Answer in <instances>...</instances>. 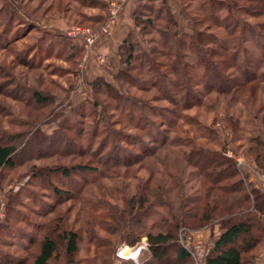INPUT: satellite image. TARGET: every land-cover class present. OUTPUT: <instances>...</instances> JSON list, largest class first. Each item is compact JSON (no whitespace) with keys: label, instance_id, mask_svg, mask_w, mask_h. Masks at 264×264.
Here are the masks:
<instances>
[{"label":"rangeland","instance_id":"1","mask_svg":"<svg viewBox=\"0 0 264 264\" xmlns=\"http://www.w3.org/2000/svg\"><path fill=\"white\" fill-rule=\"evenodd\" d=\"M141 2L132 50L106 86L88 59L125 0H0V144L16 146L14 166L0 169V264H32L57 227L55 237L78 233L79 250L69 256L57 238L50 264H143L148 235L168 232L172 252L191 253L184 263L206 264L224 207L247 205L240 194L207 193L188 162L198 150L233 160L264 192V164L249 143L264 138V0ZM77 27L96 34L91 48L70 35ZM99 54L95 62L108 64ZM233 120L236 134L226 127ZM206 204L214 219L200 226ZM174 216L192 226L175 229ZM253 225L258 241L243 257L256 264L264 235L258 218Z\"/></svg>","mask_w":264,"mask_h":264},{"label":"trees","instance_id":"2","mask_svg":"<svg viewBox=\"0 0 264 264\" xmlns=\"http://www.w3.org/2000/svg\"><path fill=\"white\" fill-rule=\"evenodd\" d=\"M136 13L137 10L135 11L133 17L134 23L137 25L139 21L135 17ZM106 20L107 15L105 17H97L95 20L96 23L90 19V21H92L95 25H103ZM131 34L133 33H130L119 50L121 65L123 63V58L126 57L127 50H132V47H130ZM21 38L24 37L22 36L18 39ZM8 45L10 44L4 46L5 49H7ZM127 56V62H130L133 58V53L131 52ZM103 79V77H99L97 81L105 82L106 86H109L110 83L103 81ZM34 99L36 101H44L42 100V96L39 92L34 94ZM260 125V127L264 129V120L260 123ZM226 127L232 132H235V134L240 130L238 120H233V122L229 121ZM249 143L251 144L250 151L257 153L255 156L256 160L259 163L264 164V138L262 139L261 136H255L250 139ZM15 153V145L11 143L0 144V169L11 168L14 166ZM192 153L191 159H189L188 162L191 166L197 169L201 178H204L211 184V187L207 192L208 194L215 190L230 196H233V194H240L242 196V202L247 205L246 207H243L241 204L235 202L233 203V206L231 205L232 208L224 207L223 212L219 216V219L223 224V231L216 240L213 249L207 254L206 264H252V261L250 260L245 261L243 256L245 253L251 254L255 250L258 237H254L253 235V224L257 218L260 221L259 231L264 235V192L247 184V182L240 175L236 163L233 160L224 157L221 153L214 151L209 152L206 149L198 150ZM63 173L68 175L70 174V170L65 168L63 169ZM141 204H144V201ZM184 206L187 205L184 204ZM205 207L206 210H208L203 213L198 221L200 226L208 224L214 219L209 209V204H206ZM174 218L176 219L175 229L181 228L180 226L183 225L186 229H189L190 225H188V222L184 219V217L179 218L174 216ZM57 230H59V227H57L56 231L54 230L51 232L52 234L48 233L41 238L38 252L34 257L32 264H50V262L57 257V238L67 242L66 252L69 256L78 252V233L66 229L55 237L54 234ZM244 236L251 237L253 239L255 238V244L253 241H249L246 238L240 241ZM175 240L176 235L172 234V232L159 233L155 235L149 234L148 241L150 243L151 259L143 264H179L181 262L182 264H186L184 262H187L190 259L191 254L182 245L178 246L177 250L172 252V248L170 246ZM135 243L136 241H134L133 245ZM168 257L171 259L167 260L166 258ZM172 257H175V260H172ZM2 260L3 259L0 258V263L5 262ZM122 264L128 263L122 262Z\"/></svg>","mask_w":264,"mask_h":264},{"label":"crops","instance_id":"3","mask_svg":"<svg viewBox=\"0 0 264 264\" xmlns=\"http://www.w3.org/2000/svg\"><path fill=\"white\" fill-rule=\"evenodd\" d=\"M122 4L123 3H121V5ZM141 4V0H125V4H123V9L121 10V15H119L115 23L112 34L103 37L98 42L96 50L93 51V54L88 59V63H90V68L94 74V78H105L108 75L110 76L112 75V72L115 71L117 63L120 65V47L128 38L131 30L135 26L133 15L137 8L141 6ZM124 5H126V7H124ZM79 50L83 52V47H79ZM99 53L105 56L109 55L108 64L101 66L99 63L95 62V54ZM84 58L85 57H83V61L85 60ZM256 264H264V254L260 255L256 261Z\"/></svg>","mask_w":264,"mask_h":264},{"label":"built area","instance_id":"4","mask_svg":"<svg viewBox=\"0 0 264 264\" xmlns=\"http://www.w3.org/2000/svg\"><path fill=\"white\" fill-rule=\"evenodd\" d=\"M111 21V20H110ZM105 32H107L105 30ZM70 35L77 37V36H82L85 39V43H86V47L89 49L91 48V46L95 43L97 36L96 34L90 30V29H81V28H73L70 31ZM105 61L102 59V63H104ZM239 163H241L240 160H238ZM261 173V172H260ZM262 179H261V184L262 187L264 188V173H261ZM191 254V253H190Z\"/></svg>","mask_w":264,"mask_h":264},{"label":"bare ground","instance_id":"5","mask_svg":"<svg viewBox=\"0 0 264 264\" xmlns=\"http://www.w3.org/2000/svg\"><path fill=\"white\" fill-rule=\"evenodd\" d=\"M125 248H123V251L124 252ZM127 252V251H126ZM139 253L138 249H135V250H130L129 251V255L130 257L126 256V259H129V260H136L137 259V254ZM123 254V253H122ZM124 257V256H123Z\"/></svg>","mask_w":264,"mask_h":264},{"label":"water","instance_id":"6","mask_svg":"<svg viewBox=\"0 0 264 264\" xmlns=\"http://www.w3.org/2000/svg\"><path fill=\"white\" fill-rule=\"evenodd\" d=\"M121 247H123V245Z\"/></svg>","mask_w":264,"mask_h":264}]
</instances>
